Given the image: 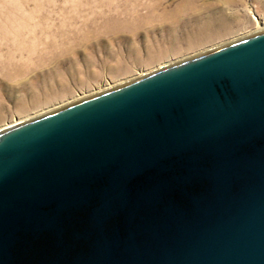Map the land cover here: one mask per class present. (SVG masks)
Masks as SVG:
<instances>
[{"label":"water","instance_id":"95a60500","mask_svg":"<svg viewBox=\"0 0 264 264\" xmlns=\"http://www.w3.org/2000/svg\"><path fill=\"white\" fill-rule=\"evenodd\" d=\"M0 264H264V26L0 127Z\"/></svg>","mask_w":264,"mask_h":264},{"label":"rangeland","instance_id":"374dc122","mask_svg":"<svg viewBox=\"0 0 264 264\" xmlns=\"http://www.w3.org/2000/svg\"><path fill=\"white\" fill-rule=\"evenodd\" d=\"M93 1L0 0V127L264 26V0Z\"/></svg>","mask_w":264,"mask_h":264},{"label":"bare ground","instance_id":"6f19581e","mask_svg":"<svg viewBox=\"0 0 264 264\" xmlns=\"http://www.w3.org/2000/svg\"><path fill=\"white\" fill-rule=\"evenodd\" d=\"M89 1V0H88ZM95 1V0H94ZM93 1V2H94ZM97 2V1H96ZM103 2V1H102ZM77 3V2H76ZM103 5V4H102ZM74 6V5H73ZM78 6V5H77ZM80 6H81V4H80ZM116 7V6H115ZM101 8V7H100ZM83 9V8H82ZM104 9H105V7H104ZM72 10V9H71ZM111 10V9H110ZM116 10V9H115ZM104 11V10H103ZM73 12V11H72ZM97 13V12H96ZM73 15V14H72ZM98 15V14H97ZM105 15V14H104ZM89 16V15H88ZM92 16V15H91ZM102 16V15H101ZM92 18V17H91ZM96 20V19H95ZM73 22V21H72ZM59 23H60V21H59ZM62 23V22H61ZM67 25V24H66ZM70 25V24H69ZM60 26H61V24H60ZM62 27V26H61ZM68 27V26H67ZM77 27V26H76ZM41 28V27H40ZM39 28V29H40ZM62 29V28H61ZM58 30V29H57ZM66 30V29H65ZM34 31V30H33ZM78 32H79V30H77ZM76 31V32H77ZM43 32V31H42ZM46 32H48L47 30H46ZM52 32V31H51ZM58 32V31H57ZM65 32H67V31H65ZM71 32V31H70ZM87 32V31H86ZM256 32V31H255ZM91 33V32H90ZM48 34L50 35L51 33H49L48 32ZM48 34H47V36H48ZM54 34V33H53ZM62 34V33H61ZM66 34V33H65ZM73 34V33H72ZM72 34H70V35H72ZM78 34V33H77ZM95 34V33H94ZM7 35V34H6ZM37 35V34H36ZM40 35V34H39ZM57 36H58V34H56ZM79 35V34H78ZM41 36H43V35H41ZM46 36V37H47ZM53 36V35H52ZM69 36V35H68ZM2 37V36H1ZM35 37V36H34ZM39 37V36H38ZM60 37V36H59ZM70 37V36H69ZM3 38V37H2ZM22 38V37H21ZM40 39H41V37H39ZM49 38H51V36L49 37ZM57 38V37H56ZM65 38V37H64ZM72 38V37H71ZM25 39V38H24ZM33 39V38H32ZM45 39V38H44ZM66 39V38H65ZM69 39V38H68ZM26 40V39H25ZM34 40V39H33ZM36 40V39H35ZM58 40H60V38L58 39ZM62 40V39H61ZM20 41V40H19ZM22 41H23V38H22ZM45 41V40H44ZM18 42V41H17ZM55 42V41H54ZM58 42V41H57ZM60 42V41H59ZM58 42V43H59ZM72 42V41H71ZM32 43V42H31ZM35 43V42H34ZM68 43H70V42H68ZM55 44V43H54ZM72 44V43H71ZM41 45V44H40ZM57 46V45H56ZM48 47H49V45H48ZM52 47V46H51ZM51 47H49V48H51ZM61 47V46H60ZM42 48V47H41ZM47 48V47H46ZM46 48H44V50L46 49ZM53 48V47H52ZM70 48V47H69ZM32 49V48H31ZM55 49V48H54ZM57 49V48H56ZM61 49H63V48H61ZM53 50V49H52ZM8 51V50H7ZM27 51V50H26ZM12 52V51H11ZM18 52V51H17ZM35 52V51H34ZM50 52V51H49ZM56 52V51H55ZM61 52V51H60ZM11 54H13V52L11 53ZM16 54V53H15ZM39 54V53H38ZM54 54V53H53ZM12 57V56H11ZM14 57V56H13ZM12 57V58H13ZM25 57V56H24ZM41 57V56H40ZM6 58V57H5ZM10 58V57H9ZM28 58V57H27ZM1 60V59H0ZM5 60V59H4ZM14 60V59H13ZM30 61V60H29ZM8 62H9V60H8ZM17 62V61H16ZM28 63V62H27ZM38 63V62H37ZM9 64V63H8ZM16 64V63H15ZM22 64V63H21ZM26 65V64H25ZM5 66V65H4ZM15 66V65H14ZM21 66V65H20ZM21 68V67H20ZM17 69V68H16ZM15 69V70H16ZM26 69V68H25ZM8 70V69H7ZM13 70V69H12ZM22 71V70H21ZM18 72V71H17ZM76 100V99H75Z\"/></svg>","mask_w":264,"mask_h":264}]
</instances>
